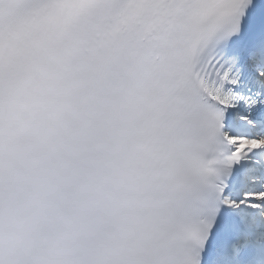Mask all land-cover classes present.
Listing matches in <instances>:
<instances>
[{
  "label": "snow or ice",
  "instance_id": "1",
  "mask_svg": "<svg viewBox=\"0 0 264 264\" xmlns=\"http://www.w3.org/2000/svg\"><path fill=\"white\" fill-rule=\"evenodd\" d=\"M0 264H264V0H0Z\"/></svg>",
  "mask_w": 264,
  "mask_h": 264
}]
</instances>
